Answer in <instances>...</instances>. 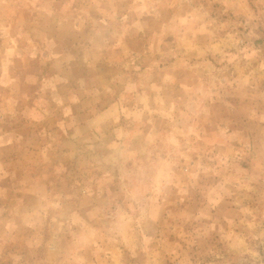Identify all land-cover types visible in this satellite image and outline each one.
Returning <instances> with one entry per match:
<instances>
[{"label": "rangeland", "instance_id": "374dc122", "mask_svg": "<svg viewBox=\"0 0 264 264\" xmlns=\"http://www.w3.org/2000/svg\"><path fill=\"white\" fill-rule=\"evenodd\" d=\"M0 80V264H264V0H0Z\"/></svg>", "mask_w": 264, "mask_h": 264}, {"label": "crops", "instance_id": "0c3cea01", "mask_svg": "<svg viewBox=\"0 0 264 264\" xmlns=\"http://www.w3.org/2000/svg\"><path fill=\"white\" fill-rule=\"evenodd\" d=\"M1 82H3V81L0 80V83ZM23 110H24L23 107H20V109L17 108V110H15L16 112L20 113L19 117H17V118L21 119V121L24 123L27 122V124H30L31 126H37L38 127L35 131H33V132L31 131L32 132L31 135H33L31 138L33 139V141H36V140L38 142L42 141L41 143H39L40 146L42 147L43 143L45 141L44 140L45 137L44 136L41 137V135L42 134L45 135L47 133L46 132L47 127L45 125L49 124V122H47V119H49V116H48V113L50 112L49 109H46L45 107H43V105L39 104L38 106H35V107H32V106L26 107L24 115H22ZM5 116L6 115H4V113L2 112V109L0 108V118L3 119V118H5ZM2 122L3 121H0V129L4 127ZM13 136H14V134L12 135V133H10V140H9L8 139L9 134L6 135V134H4V132H1V130H0V146L5 145L7 139L9 140L8 143H10V142L13 143L10 145L8 144V146L5 147L7 149H3L2 147H0V174L12 171L13 167H14L13 165L17 166L19 161H21L20 157H23V156H28L31 158H40V160H41L40 162H43L41 173L42 174L45 172L50 173L54 169V166L51 164L52 158L61 157L63 154V153H57V151H52V154L50 155L51 151L50 150L44 151L43 148H30V149L25 148V150L17 149L13 146H15L14 141L18 140V138L16 136L15 137H13ZM24 137H22V138L27 139L28 134ZM38 137H40V138H38ZM3 141H4V144H1V142H3ZM9 146L10 147L12 146V147L9 148ZM5 150H6V152H5ZM47 156H48V159H46ZM27 168L29 169L28 171L31 170L30 169L31 166H28ZM48 169H50V170H48ZM31 183H33V182H31ZM35 186H36L35 183L32 184V188H34Z\"/></svg>", "mask_w": 264, "mask_h": 264}]
</instances>
